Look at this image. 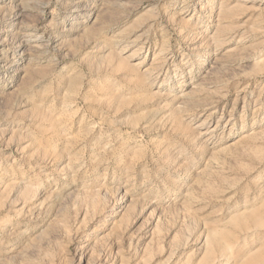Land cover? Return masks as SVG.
<instances>
[{"label": "rangeland", "instance_id": "1", "mask_svg": "<svg viewBox=\"0 0 264 264\" xmlns=\"http://www.w3.org/2000/svg\"><path fill=\"white\" fill-rule=\"evenodd\" d=\"M0 264H264V0H0Z\"/></svg>", "mask_w": 264, "mask_h": 264}]
</instances>
